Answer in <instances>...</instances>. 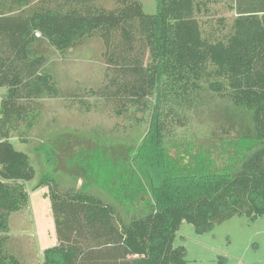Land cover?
<instances>
[{"label":"trees","instance_id":"1","mask_svg":"<svg viewBox=\"0 0 264 264\" xmlns=\"http://www.w3.org/2000/svg\"><path fill=\"white\" fill-rule=\"evenodd\" d=\"M94 1L0 0V264H21L2 234L36 176L12 134L35 127L40 100L60 97L39 50L66 57L96 34L105 84L87 95L120 113L152 110L150 128L128 159H107L81 189L61 192L45 177L58 245L44 264H189L174 245L184 222L208 233L235 217H264V0H232L230 25L203 17L218 0H156V14L140 0H114V10ZM234 128L236 139L220 137Z\"/></svg>","mask_w":264,"mask_h":264},{"label":"rangeland","instance_id":"2","mask_svg":"<svg viewBox=\"0 0 264 264\" xmlns=\"http://www.w3.org/2000/svg\"><path fill=\"white\" fill-rule=\"evenodd\" d=\"M140 1L146 14H156V0ZM231 3L218 0L210 5L211 14L203 17L212 18L213 23L223 17L230 25L234 17ZM94 5L108 10L117 7L114 0H95ZM39 51L59 81L60 97L40 100L42 113L35 127L25 131L22 125L11 137L16 149L30 156L36 171L26 184L28 205L10 216L9 231L2 234L6 253L21 264H44V251L58 245L50 185H41L45 177H52L61 192L95 182L98 170H107V159L113 164L128 159L132 147L149 131L152 117L150 109L131 107L128 113H120L113 101L87 95L89 89L104 88L105 84L106 46L98 34L66 57L47 44ZM3 94L0 89V105ZM81 99L88 107L79 103ZM238 130L220 137L234 140L239 137ZM219 165H223L221 160ZM91 186L90 193L108 200ZM174 245L185 248L189 264H264V217L257 221L235 217L208 233L184 222Z\"/></svg>","mask_w":264,"mask_h":264},{"label":"built area","instance_id":"3","mask_svg":"<svg viewBox=\"0 0 264 264\" xmlns=\"http://www.w3.org/2000/svg\"><path fill=\"white\" fill-rule=\"evenodd\" d=\"M37 36H38V37H41V35H40L39 33L37 34Z\"/></svg>","mask_w":264,"mask_h":264}]
</instances>
